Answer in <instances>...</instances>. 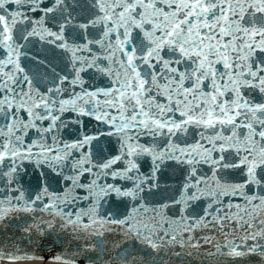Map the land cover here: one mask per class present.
Segmentation results:
<instances>
[{"label":"snow or ice","instance_id":"6c2138e0","mask_svg":"<svg viewBox=\"0 0 264 264\" xmlns=\"http://www.w3.org/2000/svg\"><path fill=\"white\" fill-rule=\"evenodd\" d=\"M0 264H264V0H0Z\"/></svg>","mask_w":264,"mask_h":264}]
</instances>
